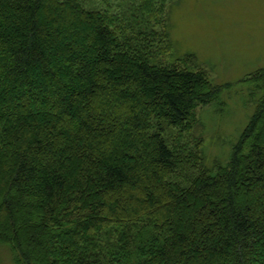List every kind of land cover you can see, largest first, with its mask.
I'll list each match as a JSON object with an SVG mask.
<instances>
[{
    "label": "trees",
    "instance_id": "16d2710c",
    "mask_svg": "<svg viewBox=\"0 0 264 264\" xmlns=\"http://www.w3.org/2000/svg\"><path fill=\"white\" fill-rule=\"evenodd\" d=\"M166 3L0 0L12 264H264V69L229 162L208 168L193 133L221 92L158 60Z\"/></svg>",
    "mask_w": 264,
    "mask_h": 264
},
{
    "label": "rangeland",
    "instance_id": "374dc122",
    "mask_svg": "<svg viewBox=\"0 0 264 264\" xmlns=\"http://www.w3.org/2000/svg\"><path fill=\"white\" fill-rule=\"evenodd\" d=\"M88 5L89 0H84ZM164 29L170 53L163 65H178L205 78L221 92L198 110L194 136L203 139L206 166L226 165L263 94L250 82L264 69V0H167ZM160 42L155 40L157 52ZM258 87V86H257ZM0 258L12 264L7 248Z\"/></svg>",
    "mask_w": 264,
    "mask_h": 264
}]
</instances>
